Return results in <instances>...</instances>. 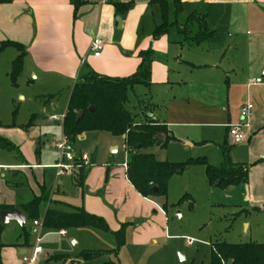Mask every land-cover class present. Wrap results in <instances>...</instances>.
Returning <instances> with one entry per match:
<instances>
[{"label": "crops", "instance_id": "1", "mask_svg": "<svg viewBox=\"0 0 264 264\" xmlns=\"http://www.w3.org/2000/svg\"><path fill=\"white\" fill-rule=\"evenodd\" d=\"M112 1L132 2V5L127 12L116 16L111 3L100 5L87 2L76 14L69 0H13L9 4L0 3V42L15 41L24 46L23 68L30 64L29 72L35 77L34 81L43 80L51 89L48 91H53L42 96L58 94L64 86L67 87L65 107L60 117L65 113L72 87L88 71L109 78L129 77L140 64L139 52L150 50V85L144 87V98L140 102L143 122L150 119L165 126L170 139L166 145L176 144L184 148L178 159L180 162L204 157L209 165L219 167L225 159L224 150L228 148L230 162L247 167L245 183L224 190L207 183L206 190L210 203L227 207L249 232L251 222L247 221V217L251 211L261 213L264 220V0H181L182 14L188 10L185 21L193 12L205 16L207 30L212 34L207 42L201 44L206 52L202 58H198L201 60H196L201 62H194L189 56L187 60L181 59L183 48H198L201 45L181 46L177 43L175 31L153 39L155 24L152 27L147 25V30H144V19L149 13L152 15L153 7H157L150 5V0ZM116 18L120 20L117 28L114 26ZM218 31L223 32L224 40L217 38ZM225 35L229 39L226 47ZM94 38L103 42V49L97 58L90 52ZM223 51L229 53V59L220 69L225 54ZM192 71L199 72L200 76L192 77ZM255 79H260V83L253 84ZM246 102L253 105L248 128L245 129L246 140L232 144L228 137V125L240 122L239 111ZM51 103L43 105L40 102L41 113L45 114L47 122L58 124L62 137V121L51 120V116H59L46 110ZM57 109L58 106H53L54 111ZM30 135L31 138H28L31 140L23 135L18 144L4 137L17 146L19 156L10 158V163H0L1 205L19 209L18 206L39 195L40 187L44 186L51 193V200L45 209L71 212L75 208H82L89 214L103 218L113 232L129 219L139 221L136 227L153 219L149 209L158 212V219L166 215V210L161 208L164 200L142 198L128 182L123 167L113 168L108 174V170L97 168L94 157L90 158L84 188L73 184L76 192L73 197L79 200L77 204H63L65 209L51 208L49 205L53 202V195L61 191L62 177L55 178L51 169L56 162L52 165L41 162V145L43 148L45 145L33 141L36 135L33 130ZM85 138L86 134L78 140ZM221 138L222 145L219 143ZM113 139L119 141L109 142L110 151L115 148V152L110 154L116 153L119 148L124 151L123 139ZM213 140L217 143V151L212 158L207 155L194 156L195 149L207 146ZM37 147L38 155L35 154ZM166 148L154 147L150 152L159 159V153ZM44 149L48 150L49 147L45 146ZM159 161H166V156ZM192 168L189 167L182 175L193 173L195 169ZM49 169L52 170L51 177L47 175ZM200 170L205 177V168ZM11 171H17V176L11 175ZM179 176H173L168 183ZM63 177L74 179V175ZM20 178L25 182L23 186H7V182L19 183ZM185 194L192 202L190 194L185 192L182 196ZM28 224L26 221V226ZM31 225V231L35 228L37 232V227L33 223ZM11 226H17L18 231L10 243L3 241L1 236L4 245L0 251L1 264H23L21 257L30 253L32 247L30 243L28 247L21 246V228L16 223L6 225L2 235L9 232ZM60 232L57 233L59 236L66 235L64 230L63 235ZM261 235H264V227Z\"/></svg>", "mask_w": 264, "mask_h": 264}, {"label": "rangeland", "instance_id": "2", "mask_svg": "<svg viewBox=\"0 0 264 264\" xmlns=\"http://www.w3.org/2000/svg\"><path fill=\"white\" fill-rule=\"evenodd\" d=\"M84 1L89 2L88 0ZM152 9V15L149 13V18L147 17L143 21L145 31L147 25L152 27L153 24L160 23L158 8L153 7ZM186 11L188 12L187 9ZM186 11L179 16L178 23H185ZM249 32L253 33V31ZM217 38L224 40L222 31L217 32ZM225 41L226 47L229 44V39L226 38ZM181 52L182 60H187L186 58L189 56L188 58H192L194 62H201L196 60H201L198 58H202L206 54L203 45L198 48H183ZM223 53L225 52L223 51ZM15 56L16 52L13 49H6L0 55V124L2 125L0 127V137H6L18 144L21 142L23 135L31 140L30 134L33 130L36 134L33 141L43 143L49 147L48 150H45V146L43 148L41 145V162L52 165L58 161L59 157V153L54 149V144L62 139L60 128L57 123L46 121L45 114L41 113V105L37 98L46 92L53 93V91H48L51 89L46 86V82L43 80L34 81L35 77L29 72L31 66L28 63L17 78L16 85L11 86L8 74L10 63ZM228 57L229 53L226 52L224 58L221 59L220 69H223V64L228 61ZM230 61L234 60L230 59ZM184 69L189 71L187 68ZM191 75L192 77L200 76L199 72L196 71H192ZM66 90L67 87L64 86L58 94H51L55 95L56 98L52 101L50 107L46 108L48 113H56L60 117L65 107ZM143 92L144 87H135L133 91H128V100L125 103V108L132 113L134 122L138 124L143 122L141 114L143 108L140 104L144 98L142 96ZM55 105L58 106L56 111L53 110ZM13 111L16 112L14 117ZM31 116L35 118L34 125L31 128L23 129ZM12 122L14 126H11ZM113 140L115 139L106 133H88L85 140L80 141L77 139L75 141L73 152L76 154L85 153L89 156V160L94 157L97 168L108 170L109 174V171L113 168L122 169V164L126 163V152L122 148H119L116 153L110 154L108 144ZM215 142L213 140L211 144L195 149L193 151L194 156L207 155L212 158V154L217 151L215 150L217 149V143ZM219 143L220 145L223 144V138L220 139ZM227 143L230 144V141H227ZM166 147L165 151L159 153L158 158L166 156L168 162H180L178 159L181 158L179 156H182L184 148H180L176 144H168ZM12 157H15L13 153L0 151V163H10ZM190 167L195 169L193 173L188 176L184 174L176 177L167 184L166 199L164 201L166 215H162L161 219H158V212L154 213L149 209L153 219H149L148 222L138 227H136V219H129L127 223H124L126 225L124 245L120 248H117L113 235L93 228L64 230L66 235L62 237L57 234V230L37 227L38 231L35 234L31 233L29 237L32 248L38 245L43 250L37 264H63V260L66 258L78 259L81 264H107L108 262H114L115 264H209L210 246L216 242L227 244L264 243V235H261L264 227L262 214L251 211L250 216L247 217V221L251 222V228L249 232L245 231L244 224L236 220L231 213L232 211L228 210L227 207L223 208L210 203L206 190L208 189L207 181L204 174L200 172L203 166L194 165ZM86 169L89 170L90 166ZM14 172L18 173L17 171ZM51 173L52 170L49 169L47 171L48 177L52 176ZM75 181V176L74 179L62 177L61 191L58 195H53V202L49 205L51 208L65 209L63 204H77L79 200L73 197L76 196L73 185ZM19 184H25L22 178H20ZM185 192H188L193 199L192 208L189 207L190 201L187 199L179 202ZM50 197L51 193H49L43 210H46L45 208L51 200ZM75 201L76 203H74ZM177 213H179V217ZM27 227L32 228L31 223ZM17 231V226H11L9 232L2 235L3 241L12 242ZM35 239H38L39 242H36ZM89 251H100L102 254L92 260H82L80 257ZM45 254L47 257H44Z\"/></svg>", "mask_w": 264, "mask_h": 264}, {"label": "trees", "instance_id": "3", "mask_svg": "<svg viewBox=\"0 0 264 264\" xmlns=\"http://www.w3.org/2000/svg\"><path fill=\"white\" fill-rule=\"evenodd\" d=\"M13 0H0L2 4H9ZM73 7V13L86 2L84 0H69ZM116 16L128 11L132 2L121 3L109 0ZM150 5L159 9L160 23L154 27L152 38L157 39L175 31L177 43L181 46L201 45L207 42L212 34L207 30L205 16L191 13L184 24L178 23V17L183 12L181 0H150ZM195 31V32H194ZM5 49H13L16 52L15 58L10 63L8 74L11 86L16 85L17 78L23 70L25 48L15 41L0 42V52ZM140 64L136 71L126 78H109L101 76L93 71H88L70 91L65 113L61 122L62 137L73 145L82 135L88 133H106L113 138H122L124 151L126 152V178L134 190L145 199L164 200L168 181L173 176L182 175L190 166L198 165L205 168V178L209 186L224 190L237 186L247 181V167L235 165L230 162L227 156L228 148L224 150V161L219 167L211 166L204 157L191 159L186 162L159 161L157 157L148 152L154 147L164 148L169 142L166 128L153 120L146 119L144 122L135 123L130 111L125 108L128 91L134 87H148L150 85V64L152 52L141 51L138 54ZM191 67L193 65L190 64ZM55 95L40 96L37 98L43 105L50 104ZM91 109V110H90ZM82 111L83 115L76 119L77 113ZM16 112L13 111V117ZM34 116H31L23 129L34 125ZM11 126H14L13 122ZM0 127L2 125L0 124ZM163 134L164 140L158 141L155 137ZM0 151L19 156V150L11 141L0 137ZM38 155V147L35 150ZM91 165V164H90ZM89 165V166H90ZM88 167V166H87ZM87 167H80L74 172L76 187L83 189L84 181L88 173ZM16 172L11 175L17 176ZM10 188H18L23 185L19 183H6ZM155 188V190H153ZM40 193L33 196L30 201L18 206L29 223L39 222L40 227L48 230H69L77 228H93L106 234L113 235L117 248L124 245V234L126 225L122 224L117 231H110L107 223L101 217L85 212L82 208H75L71 212L59 210H43L49 196L44 186L40 187ZM189 200V195H183L179 202ZM192 202L189 203V207ZM15 206L0 204L1 210H12ZM166 210L165 202L162 205ZM5 227L0 226V251L4 246L1 241ZM31 229L25 226L21 229L19 241L21 246H29ZM17 246V245H16ZM209 264H264V243L227 244L216 242L211 244ZM102 254L100 251H89L83 254L82 260H92ZM69 258L63 260L65 264ZM1 264V257H0ZM107 264H115L108 262Z\"/></svg>", "mask_w": 264, "mask_h": 264}, {"label": "built area", "instance_id": "4", "mask_svg": "<svg viewBox=\"0 0 264 264\" xmlns=\"http://www.w3.org/2000/svg\"><path fill=\"white\" fill-rule=\"evenodd\" d=\"M89 2H94L96 4L104 5L109 2V0H88ZM103 49V42L99 38H94L90 44V52L93 57L97 58L100 56ZM253 84H259L260 79H255L252 81ZM253 105L246 102L242 105L239 116L240 122L233 125H228V137L232 144H239L246 140L245 129L248 128L249 119L252 115ZM51 120H61L62 117L51 116ZM54 149L59 153L58 161L51 166L54 170L55 178H60L63 176H73L76 169L80 167H87L90 165L89 156L85 153H74L73 145H71L68 140L62 137L61 141L54 144ZM124 171L126 172V163L122 164ZM1 168V167H0ZM264 208V207H263ZM34 227L40 226L39 222H33ZM61 235L64 232H60ZM36 242H39L38 239ZM42 253L41 248L35 245L30 253L24 254L21 257L23 264H36L38 262V256Z\"/></svg>", "mask_w": 264, "mask_h": 264}, {"label": "water", "instance_id": "5", "mask_svg": "<svg viewBox=\"0 0 264 264\" xmlns=\"http://www.w3.org/2000/svg\"><path fill=\"white\" fill-rule=\"evenodd\" d=\"M120 24L119 18L115 19L114 26L117 28ZM91 110V109H90ZM83 115V112L80 111L77 113L76 119L79 120L81 116ZM156 140L162 141L163 140V134H158L155 137ZM111 153L115 152V148H113ZM155 190V188H153ZM179 217V213H177ZM9 223H16L21 229L26 226V218L25 215L17 208H14L12 210L6 211V210H1L0 211V226L5 227ZM139 223V221H136V224ZM32 234H35L36 230L35 228L32 229ZM182 258V257H181ZM68 264H80L78 260L71 259L68 261Z\"/></svg>", "mask_w": 264, "mask_h": 264}]
</instances>
